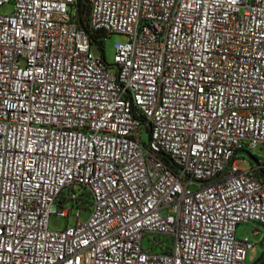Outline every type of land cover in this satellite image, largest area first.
I'll return each instance as SVG.
<instances>
[{"label":"built area","instance_id":"built-area-1","mask_svg":"<svg viewBox=\"0 0 264 264\" xmlns=\"http://www.w3.org/2000/svg\"><path fill=\"white\" fill-rule=\"evenodd\" d=\"M7 4L0 264H247L259 243L238 227L264 242V0ZM96 31L124 37L112 64Z\"/></svg>","mask_w":264,"mask_h":264},{"label":"rangeland","instance_id":"rangeland-1","mask_svg":"<svg viewBox=\"0 0 264 264\" xmlns=\"http://www.w3.org/2000/svg\"><path fill=\"white\" fill-rule=\"evenodd\" d=\"M14 6L13 4H7L4 7L0 9L1 14H10L13 12ZM124 42V37L121 35H112L111 37H108L106 41L104 42V54L100 50L97 44L92 45V52L96 56H104L107 63L112 64L114 61L115 56V45L116 43H122ZM144 138L147 139V135H144ZM256 158H264V144H259L252 153ZM240 157L245 158L244 160H240L238 162V168L242 170H246L250 168L251 163V157L247 154H242ZM196 187H191V190H195ZM77 209H74L71 213V216L69 220H66L64 218L58 217V216H52L50 219V227L52 230L61 231L66 226L74 225L77 222ZM91 215V211L89 209L83 211L80 215V222H85L88 220V218ZM257 227V226H256ZM260 232L262 238L264 237V228L257 227ZM254 228L252 225H240L237 229V237L239 239H245L250 238V241L253 244H257L256 246H253L248 253H247V264H254L257 262L260 258V255L262 252H264V242L260 243V237L253 236ZM147 242H144L145 247H147ZM165 246H167V243H165Z\"/></svg>","mask_w":264,"mask_h":264},{"label":"trees","instance_id":"trees-1","mask_svg":"<svg viewBox=\"0 0 264 264\" xmlns=\"http://www.w3.org/2000/svg\"><path fill=\"white\" fill-rule=\"evenodd\" d=\"M79 7H80V23H81L82 26H84V20L82 19V14L84 12V5L80 4ZM90 37H91V40H92V45L94 43L97 44L98 47L100 48V50L104 54V41H103V39L105 38L104 34L102 32H100V31H96V32H93L90 35ZM258 176L261 177V178H264V169L260 170L258 172ZM254 264H264V252L261 253L259 260L257 262H255Z\"/></svg>","mask_w":264,"mask_h":264}]
</instances>
